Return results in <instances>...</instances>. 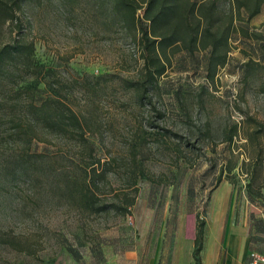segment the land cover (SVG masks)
<instances>
[{
  "label": "rangeland",
  "instance_id": "1",
  "mask_svg": "<svg viewBox=\"0 0 264 264\" xmlns=\"http://www.w3.org/2000/svg\"><path fill=\"white\" fill-rule=\"evenodd\" d=\"M20 14L36 61L54 69L65 100L86 120L93 157L76 140L39 130L31 169L21 166L29 147L9 137L10 118L26 115L27 103L40 104L48 90L43 82L33 98L17 93L28 78L16 69L0 78V228L35 250L0 245V264H148L163 231L169 262L189 211L228 231L235 247L246 233L264 246V4L238 20L214 81L205 76L208 51H177L146 105L122 87L142 65L138 41L93 1L30 3ZM11 38L4 27L0 42ZM98 81L93 94L89 84ZM95 158L112 170L97 202L124 204L130 194L127 213L88 206ZM141 168L147 177L135 187L131 173ZM250 181L258 200L247 195Z\"/></svg>",
  "mask_w": 264,
  "mask_h": 264
},
{
  "label": "trees",
  "instance_id": "2",
  "mask_svg": "<svg viewBox=\"0 0 264 264\" xmlns=\"http://www.w3.org/2000/svg\"><path fill=\"white\" fill-rule=\"evenodd\" d=\"M80 0H64L65 4L75 5ZM82 1V0H81ZM93 1L101 14L109 17L116 25L138 41L142 65L137 76L125 78L122 87L133 91L142 105L150 102V90L162 77L171 62L172 55L185 50L189 53L208 51L206 78L214 81L219 70L226 65L232 48L233 35L238 32L237 22L246 15L252 19L262 9L264 0H87ZM47 0H0V35L4 27L11 32L10 41L0 42V78L20 71L28 78L17 93L26 91L30 97L39 86L45 82L48 96L40 103L33 100L27 103V114L10 118L13 130L9 137L29 147L26 158L21 166L31 169V144L39 137V130L65 139L76 140L86 151L88 157H93V147L87 136V122L65 100L60 86V80L55 78V71L35 59L36 45L24 32V21L21 14L26 4L42 7ZM245 33L246 29L242 28ZM106 82L109 80L105 79ZM90 83L89 88L97 94L98 85ZM64 86V84H62ZM28 150V149H27ZM25 153L22 155L24 156ZM110 162L102 163L94 159L89 165L87 189L88 206L96 211H104L113 206L120 213H127L135 202L134 196L126 194L124 204L117 202L98 203L99 184L108 180L112 171ZM140 177H147L144 168L131 173V184L136 187ZM253 183L246 184L245 189L253 197H262L260 189L253 190ZM200 215L188 213L186 226L192 224L197 231L195 238L194 257L200 264L203 249L205 220ZM0 245L10 246L18 251L34 255L35 250L27 240L14 231L0 228ZM53 264H60L53 261Z\"/></svg>",
  "mask_w": 264,
  "mask_h": 264
},
{
  "label": "crops",
  "instance_id": "3",
  "mask_svg": "<svg viewBox=\"0 0 264 264\" xmlns=\"http://www.w3.org/2000/svg\"><path fill=\"white\" fill-rule=\"evenodd\" d=\"M247 195L251 200H258L259 197H253L251 193L247 192ZM246 195V196H247ZM188 213L197 214V212L189 211ZM183 221L184 231L182 233L184 237L183 244L177 245V251L173 253L170 261H167V255L163 252L162 243L166 240L167 233L163 231L158 238L157 253L151 257L148 264H197L194 257L195 238L197 231L193 229L192 224L186 226V218ZM234 240L231 239L230 233L223 229H214L212 221L205 220V231L203 249L200 255V264H247L249 259V253L254 248H258V251L264 252V246L255 245L253 242L252 234L246 233L242 242L235 247ZM184 246V247H182ZM256 250V249H255ZM135 258H138L136 254Z\"/></svg>",
  "mask_w": 264,
  "mask_h": 264
},
{
  "label": "built area",
  "instance_id": "4",
  "mask_svg": "<svg viewBox=\"0 0 264 264\" xmlns=\"http://www.w3.org/2000/svg\"><path fill=\"white\" fill-rule=\"evenodd\" d=\"M247 264H264V252L251 250Z\"/></svg>",
  "mask_w": 264,
  "mask_h": 264
}]
</instances>
